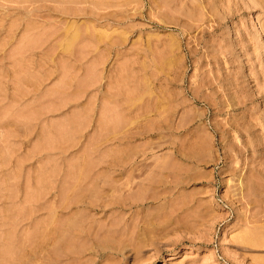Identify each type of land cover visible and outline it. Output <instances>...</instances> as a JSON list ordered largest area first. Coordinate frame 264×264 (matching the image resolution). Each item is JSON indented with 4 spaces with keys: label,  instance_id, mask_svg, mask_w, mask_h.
<instances>
[{
    "label": "rangeland",
    "instance_id": "obj_1",
    "mask_svg": "<svg viewBox=\"0 0 264 264\" xmlns=\"http://www.w3.org/2000/svg\"><path fill=\"white\" fill-rule=\"evenodd\" d=\"M0 264H264V0H0Z\"/></svg>",
    "mask_w": 264,
    "mask_h": 264
},
{
    "label": "bare ground",
    "instance_id": "obj_2",
    "mask_svg": "<svg viewBox=\"0 0 264 264\" xmlns=\"http://www.w3.org/2000/svg\"><path fill=\"white\" fill-rule=\"evenodd\" d=\"M48 147V146H47ZM30 195V194H29Z\"/></svg>",
    "mask_w": 264,
    "mask_h": 264
}]
</instances>
